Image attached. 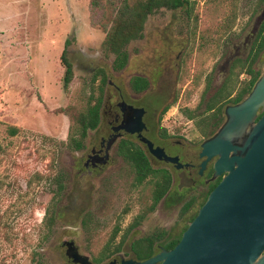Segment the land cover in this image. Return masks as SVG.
I'll use <instances>...</instances> for the list:
<instances>
[{"label":"rangeland","instance_id":"rangeland-1","mask_svg":"<svg viewBox=\"0 0 264 264\" xmlns=\"http://www.w3.org/2000/svg\"><path fill=\"white\" fill-rule=\"evenodd\" d=\"M189 1L193 20L185 22L184 11L163 9L147 21L139 44L132 43L128 50L131 54L144 49L150 54L162 41L180 42L186 34L190 37L177 97L169 104L161 125L171 135L168 146H173V141L186 146L182 161L198 164L207 136L197 129L196 120L208 114V100L219 86L232 80L236 83L233 96L224 102L229 105L228 100L250 78L246 71L238 76V65L230 72L226 67L228 56L239 53L245 68L250 65L255 73L264 72V54L247 58L245 48L258 21L264 19V0ZM89 3L0 0V264H73L62 246L69 237H76L94 264L108 263L113 257L108 259L107 254L101 260V252L117 229L120 232L115 242L125 239L123 247L129 251L131 240L126 242V233L141 215L139 237L169 229L179 219V207L174 203L152 208V181L138 186L134 174L125 168L109 175L97 188L100 204L90 213L93 222L88 227L78 221L70 228L68 218L60 219L52 228L46 226L47 216L62 205L66 196L57 195V181H69L66 163L72 155L70 136L78 129L77 124L72 128L73 122L61 111L70 108L73 113H85L92 93L95 98L105 93L110 97L115 91L102 86L99 74L96 81L85 75L83 65L75 67L69 91L63 89L65 68L61 58L65 50L99 53L106 62H113L104 45L105 34L90 27ZM68 40L70 45L66 46ZM111 80L122 83L115 73ZM187 111L195 116L193 121ZM108 120L104 115V125ZM14 128L19 130L15 135ZM106 129L94 134L93 140ZM166 152L181 153L173 147H166ZM175 176L184 181L181 187L190 185L185 172H175ZM173 193L176 199L175 189ZM66 208L62 205L61 211Z\"/></svg>","mask_w":264,"mask_h":264},{"label":"flooded vegetation","instance_id":"flooded-vegetation-1","mask_svg":"<svg viewBox=\"0 0 264 264\" xmlns=\"http://www.w3.org/2000/svg\"><path fill=\"white\" fill-rule=\"evenodd\" d=\"M184 12L185 22L194 19L192 18V13L186 10H184ZM263 24L264 19L261 17L255 27L253 38L248 39L245 43L247 58H251L252 52L260 56L259 58L264 54V47L259 52L253 50ZM177 25H179V23H177ZM181 38L182 41L180 42L162 41V45L154 46L155 49L153 53L150 54L145 52L144 49L139 50L137 53L131 52V54L128 50L129 58L127 63L123 65L119 63L116 69L113 66V62H106L99 53L91 54L81 52L80 54H76V51L68 52L69 59L74 69L77 65H83V73L94 79L98 74L103 72L107 76V87L115 91L112 92L110 97L107 93L102 97L103 103L101 106L100 127L98 130L92 131L93 133L90 132L89 136L86 138L87 140L85 139L82 141L80 148H72L70 145L72 150L70 152L72 155L66 163L69 181L64 180L65 178H61L63 183V188L61 190L57 183V193L61 196L63 194L66 195L63 198L62 205L67 206V208L61 211L62 205H57L55 211L57 223L61 222L62 220L60 221V219L62 218H68L70 228H74L78 221L81 222L83 227H88L89 224L93 222L90 213L94 212L95 208L100 204L98 201L99 196L97 197V188L102 185L103 181L108 179L109 175L125 168H128L129 171L134 174L135 183L138 186L142 185L147 180L152 181V208L157 207L159 209L161 206L166 205V203H174L173 206L179 207V219L172 227L153 232L152 234L150 233L144 237H139V231H137L144 216L141 215L138 217L130 226L128 233H126V242L131 240L129 251H126L123 247L125 239L119 243L115 242L120 232V229H117L112 237L111 243L109 242V245L101 252V260L109 254L107 258L109 259L110 256L111 258L113 257L111 261L117 260V264H120L123 258L141 263L159 254L162 250L170 251L174 249L181 241L184 232L188 229L189 222L196 218L210 193L222 180V177L214 181L212 180L214 175L213 165L217 158L209 161L203 172L202 164L206 158L201 157V152L199 153L200 162L198 164L188 162L186 159L182 161V156L185 157L186 154L184 152L186 146L181 141H173L172 144L174 145L168 146V144L171 143V135L168 130L161 125L162 117L167 112L169 104L177 97L179 75L183 68L186 52L191 45L190 37L187 36V34ZM139 40L135 41V43ZM140 47L139 45L138 49ZM229 56L228 59H226V67L228 66L230 72L237 61L240 60L241 63H246L242 61V57L239 53ZM144 65L148 68L146 69ZM137 68L141 69L143 72H137L139 71ZM113 73L117 74L121 79V85L111 80ZM221 86L219 87L221 88ZM121 103H126L128 106L135 109L143 110L142 121L145 127L142 128L140 132L131 133L123 128V126H125L123 125L125 113L119 106ZM205 110L207 111V106ZM104 115H107L109 118L106 125H104ZM261 116L262 112H260L259 118ZM136 118L137 117L134 116L132 121ZM188 119L191 121L194 120L191 118ZM105 126H107L105 134L100 136L98 140H93V135H97V132ZM220 127L217 128L213 134L205 138V140L213 137ZM143 138L152 142L154 148L163 149L169 157H178L179 163L182 165L181 168H178L176 164L160 160L154 156L148 144L142 140ZM70 144H73L74 147L73 142ZM166 147L176 148L180 150L181 153L169 155L166 152ZM136 152L144 153V158L142 159L148 163L147 169L149 173L142 182L138 181L139 173L141 172L135 165V159L131 157V155ZM175 172H179V174L185 172L187 182L190 180V185L181 187V183L184 181H182L181 178L177 179ZM160 183L164 184V187L158 186ZM67 185L68 187H66ZM174 189L175 194L178 195L176 199H173L172 195L174 194ZM158 197L159 199H157ZM193 199L196 200L195 204L191 208H188V202ZM66 241L74 242L79 252L83 255H87L76 237H69L63 240L62 246L65 248V255L67 246L64 243ZM89 257L93 262L94 259L91 258V256ZM138 258H143L144 261H138ZM70 261L72 262V260ZM100 264L105 263L103 262Z\"/></svg>","mask_w":264,"mask_h":264},{"label":"water","instance_id":"water-1","mask_svg":"<svg viewBox=\"0 0 264 264\" xmlns=\"http://www.w3.org/2000/svg\"><path fill=\"white\" fill-rule=\"evenodd\" d=\"M119 106L125 113L123 128L140 132L145 127L143 110L126 103ZM225 115L224 124L203 142L200 154L206 158L202 172L217 158L212 180H222L189 222L181 241L174 249L162 250L144 262L123 258L120 264H264V72L248 97L228 105ZM134 116L137 118L132 121ZM142 140L158 159L181 168L178 157H169L152 142ZM64 244L74 264H94L74 242Z\"/></svg>","mask_w":264,"mask_h":264},{"label":"trees","instance_id":"trees-1","mask_svg":"<svg viewBox=\"0 0 264 264\" xmlns=\"http://www.w3.org/2000/svg\"><path fill=\"white\" fill-rule=\"evenodd\" d=\"M189 0H90V27L94 30H100L105 34L104 45L113 57V66L116 69L119 63L126 64L129 58L128 47L135 41L141 39L144 35L145 26L147 21L163 9L171 10L174 12L184 11L191 13L192 8ZM70 45V41L66 42V46ZM264 47V24L262 26L260 35L254 45L253 50L259 52ZM253 52L251 56L253 57ZM62 64L65 68L63 76V89L65 92L69 91L70 85L74 80V67L69 59L68 51L65 50L62 55ZM238 65L240 72L246 71L250 76L249 80L241 86L236 92L232 100H228L230 104H238L242 102L253 90L256 82L261 77L262 73H255L251 66L245 68V64L237 61L233 68ZM101 84L106 85L107 76L102 72ZM96 81V78L94 79ZM236 83L232 80L226 81L221 88L212 96L207 103V111L209 115H202L196 120L198 130L203 136L212 133L214 129L219 128L225 121V100L233 96ZM103 90L102 87L100 88ZM103 103L102 95L97 98L92 93L89 99V107L85 113H73L70 108L63 109L61 112L69 116L71 122L78 125L77 131L72 132L70 136V144L72 148H80L82 141L85 140L90 132L98 130L100 127L101 106ZM187 117L195 119V116L190 111H187ZM19 132L17 128L12 130L15 135ZM144 153L136 152L131 155L135 160V165L139 168V182H142L148 175V163L143 157ZM164 180V179H163ZM60 190L63 188L62 180L57 181ZM163 183V181H162ZM164 187V184H158ZM57 195H59L57 193ZM160 197V196H159ZM159 197L157 199H159ZM206 197V196H205ZM205 201V198H204ZM196 200L188 202V208L195 204ZM204 203V202H203ZM202 205V204H201ZM48 228H52L57 223L55 212L47 216ZM151 247V245H150ZM138 261H144L143 258H138ZM97 261V260H96ZM99 264L104 261H98Z\"/></svg>","mask_w":264,"mask_h":264}]
</instances>
